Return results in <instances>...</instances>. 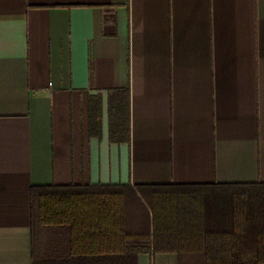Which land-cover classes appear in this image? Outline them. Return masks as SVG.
Masks as SVG:
<instances>
[{
	"label": "crops",
	"instance_id": "0c3cea01",
	"mask_svg": "<svg viewBox=\"0 0 264 264\" xmlns=\"http://www.w3.org/2000/svg\"><path fill=\"white\" fill-rule=\"evenodd\" d=\"M229 183H264V0H0V264L33 187Z\"/></svg>",
	"mask_w": 264,
	"mask_h": 264
},
{
	"label": "trees",
	"instance_id": "16d2710c",
	"mask_svg": "<svg viewBox=\"0 0 264 264\" xmlns=\"http://www.w3.org/2000/svg\"><path fill=\"white\" fill-rule=\"evenodd\" d=\"M31 199L33 264H264V183L36 186Z\"/></svg>",
	"mask_w": 264,
	"mask_h": 264
}]
</instances>
